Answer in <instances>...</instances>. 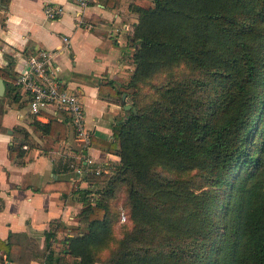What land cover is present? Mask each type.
I'll return each mask as SVG.
<instances>
[{
  "label": "trees",
  "instance_id": "obj_1",
  "mask_svg": "<svg viewBox=\"0 0 264 264\" xmlns=\"http://www.w3.org/2000/svg\"><path fill=\"white\" fill-rule=\"evenodd\" d=\"M132 9L134 70L111 93L135 97L166 75L101 141H118L119 164L87 175L102 186L79 191L86 225L68 252L95 264L116 240L106 264H264V0H137ZM177 66L186 72L174 75ZM33 116L57 138L69 121ZM121 208L131 227L115 238Z\"/></svg>",
  "mask_w": 264,
  "mask_h": 264
},
{
  "label": "crops",
  "instance_id": "obj_2",
  "mask_svg": "<svg viewBox=\"0 0 264 264\" xmlns=\"http://www.w3.org/2000/svg\"><path fill=\"white\" fill-rule=\"evenodd\" d=\"M136 1L88 0L81 7L76 0H0V264H82L68 252L67 238L86 225L79 191L95 195L102 184L78 170L90 160L110 175L119 164L118 141H101L112 140V122L128 110V96L122 102L111 90L134 70ZM47 3L63 12L47 17ZM37 49L55 50L58 78L83 102L90 131L85 147L70 121L61 138L33 123L11 75ZM48 114L36 119L47 122Z\"/></svg>",
  "mask_w": 264,
  "mask_h": 264
},
{
  "label": "built area",
  "instance_id": "obj_3",
  "mask_svg": "<svg viewBox=\"0 0 264 264\" xmlns=\"http://www.w3.org/2000/svg\"><path fill=\"white\" fill-rule=\"evenodd\" d=\"M83 7L88 0H76ZM47 17H56L63 12L61 5L47 3L44 6ZM67 41V38H65ZM54 49H37L26 60L24 67L17 73L15 84L21 94L27 97L30 113L42 115L47 112L60 118L68 119L73 125L76 137L83 147L90 142V131L85 124V107L80 97L64 87L57 76L59 65L53 61ZM61 114H64L61 118ZM87 160V159H86ZM81 174H100L101 166L93 165L90 160L82 169ZM120 221L126 220L124 209L120 210Z\"/></svg>",
  "mask_w": 264,
  "mask_h": 264
},
{
  "label": "rangeland",
  "instance_id": "obj_4",
  "mask_svg": "<svg viewBox=\"0 0 264 264\" xmlns=\"http://www.w3.org/2000/svg\"><path fill=\"white\" fill-rule=\"evenodd\" d=\"M171 72H173L174 75H183L185 72H186V68H184L183 66H177V67H174ZM166 75L165 72H160L158 74H156L154 77H152L149 81V83H143L141 84V86L137 89L138 90V94L135 95V97H132L131 95L128 96L127 98V101L128 103H132L133 101H138L139 99H144L146 95H148L151 91V87H150V84H155V83H158L164 76ZM117 98H120V97H117ZM117 100V99H116ZM141 103V102H139ZM128 110L126 112V114L124 115L126 117V115L128 114ZM124 117V118H125ZM102 178L100 177V180ZM104 183V182H103ZM102 184V183H100ZM126 187L127 185L124 183V182H118L117 183V192L114 194L116 197L119 196V203L122 200V197L121 195H124V190H126ZM117 200V201H118ZM131 227V224L130 222L127 220V217H126V220L124 221H118V223H116L113 227V233H114V237L115 238H121L123 235H124V230H128L130 229ZM116 246V240L112 243V246L107 248L104 252H102V254L100 255V262L106 264V258H108L109 256V252L112 251L114 249V247ZM101 264V263H99Z\"/></svg>",
  "mask_w": 264,
  "mask_h": 264
},
{
  "label": "water",
  "instance_id": "obj_5",
  "mask_svg": "<svg viewBox=\"0 0 264 264\" xmlns=\"http://www.w3.org/2000/svg\"><path fill=\"white\" fill-rule=\"evenodd\" d=\"M3 90H4V83H3L2 78L0 77V95L3 93ZM124 98H125V94H122V96H121V101L122 102H124ZM124 107L126 109L132 108V110L135 111V108L134 107H131V104L130 103H124Z\"/></svg>",
  "mask_w": 264,
  "mask_h": 264
}]
</instances>
